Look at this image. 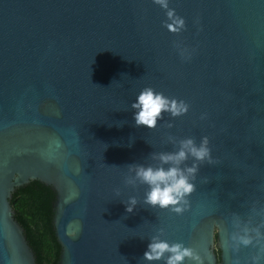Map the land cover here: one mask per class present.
Segmentation results:
<instances>
[{
	"label": "water",
	"instance_id": "water-1",
	"mask_svg": "<svg viewBox=\"0 0 264 264\" xmlns=\"http://www.w3.org/2000/svg\"><path fill=\"white\" fill-rule=\"evenodd\" d=\"M145 87L187 111L137 125ZM202 137L193 190L146 203L137 167ZM34 180L55 193L58 264H165L143 257L153 238L264 264L254 233L233 240L264 233V0H0V264H37L11 201Z\"/></svg>",
	"mask_w": 264,
	"mask_h": 264
},
{
	"label": "clouds",
	"instance_id": "clouds-1",
	"mask_svg": "<svg viewBox=\"0 0 264 264\" xmlns=\"http://www.w3.org/2000/svg\"><path fill=\"white\" fill-rule=\"evenodd\" d=\"M157 2H161V0H157ZM171 14V12L168 13L169 16ZM179 23L182 24V20ZM132 107L137 109L134 112L136 124L152 128L156 126V121L162 111L178 115L187 111L188 106L183 101L170 100L151 87H145L137 94ZM188 155L194 158V163L191 167L181 169L179 165ZM159 159L164 163H169L170 166L167 169L138 166L136 176L149 185V190L145 194V202L161 208L177 205L186 194L193 190L194 185L190 182L189 177L197 171L195 161L213 162L207 137H202L199 145L195 144L191 138H187L181 141L178 151L161 153ZM131 203H135L134 198ZM126 210L131 211V207H127ZM172 210L178 212L181 209L174 207ZM251 233L255 234V241L260 245L259 251L264 253V233L260 231L259 226L251 229L245 227L240 234L233 236V240L238 245L248 246L253 244L254 240ZM68 235H74V232L69 231ZM165 253H169V255L165 257ZM143 257L149 261L163 258L165 264H183L186 258L194 261L195 264H202L200 256L192 248L185 247L182 243H169L159 238H153L148 243ZM260 258L259 255L253 256L251 264H259Z\"/></svg>",
	"mask_w": 264,
	"mask_h": 264
},
{
	"label": "trees",
	"instance_id": "trees-1",
	"mask_svg": "<svg viewBox=\"0 0 264 264\" xmlns=\"http://www.w3.org/2000/svg\"><path fill=\"white\" fill-rule=\"evenodd\" d=\"M54 199L52 188L39 180L17 188L11 199L16 218L25 227L36 253L37 264H58L61 246L52 223Z\"/></svg>",
	"mask_w": 264,
	"mask_h": 264
}]
</instances>
